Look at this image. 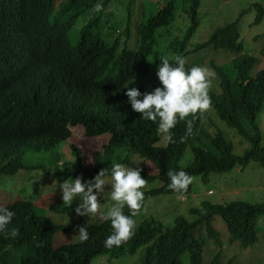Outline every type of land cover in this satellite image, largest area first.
<instances>
[{"label": "trees", "instance_id": "trees-1", "mask_svg": "<svg viewBox=\"0 0 264 264\" xmlns=\"http://www.w3.org/2000/svg\"><path fill=\"white\" fill-rule=\"evenodd\" d=\"M110 1L0 0V114L24 107L17 109L8 123L11 132L0 119V174L14 175L18 170L39 168L57 180L79 176L83 182H91L101 168L110 170L113 162L129 163L131 155H136L148 161L155 171L149 173L141 168V178L160 182L158 187L141 190L142 208L150 196L186 195L191 191V184L183 192L169 189L166 175L169 170H183L204 180L211 172H226L235 166H245L251 160L264 168V147L258 146L260 132L255 123L256 112L264 102V66L250 75L257 59L241 52L236 21L218 27L195 47L211 45L235 54L230 67L211 64L218 87L210 85L209 108L178 119L175 127L169 130L171 140L158 145L162 133L157 131V121L143 119L131 109L124 95L125 84L146 68L145 61L153 47L161 42L158 28L169 23L179 5L177 0H168L155 12L148 11L150 14L138 24L139 39L135 48L128 49L124 44L118 47L117 34L111 38L105 35L114 30L102 16L103 8ZM132 2L128 0L126 24L131 16ZM199 2L181 0V11L187 14L189 26L181 40L172 38L164 50L180 55L188 52L184 47L198 23ZM97 3L102 5L100 11L94 10ZM254 7V23H259L264 20V5L255 3ZM80 15H85L86 22L74 28ZM70 31L76 37L74 44L68 37ZM167 37L166 32L164 39ZM260 53L264 56V47ZM190 67L185 65L186 70ZM11 72L10 82L1 81ZM156 86L158 81L153 77L148 88H136L143 93ZM214 117L234 128L251 147L242 155H236L231 142L220 132L208 133L206 124ZM186 121H191L190 132H186ZM78 124L88 136L107 135V144L94 151L93 166L88 169L81 166V151L69 144L68 151L76 166L65 161L61 167L58 165L60 147L71 134L68 126ZM27 125L41 132L33 136ZM186 148L191 151V161L183 166L179 160ZM25 174L21 171L17 176ZM202 206L189 209L196 215L192 220L176 216L171 227L154 218L143 219L135 223L129 239L119 246L105 247L104 240L112 232L108 220L85 227L88 236L81 241L78 228L83 226L75 219V207L66 206L62 200L50 204L49 210L71 215L67 224L56 223L37 212L29 199L9 198L5 204H0L14 213L0 231V264H92L98 256L106 254L114 258L122 253L134 254L141 246V264H182L181 256L185 253L189 264H202L205 239L201 227L213 243L218 242V231L211 223L214 215L226 223L230 243L237 241L241 248H246L257 239L256 220L264 216V202L233 200L212 204L204 201ZM139 210L125 205L122 213L130 216L135 211L136 215ZM135 215H131L133 220ZM72 228L77 240L53 243L56 233H68ZM13 231L15 235L11 234ZM209 264H221L218 253Z\"/></svg>", "mask_w": 264, "mask_h": 264}, {"label": "rangeland", "instance_id": "rangeland-1", "mask_svg": "<svg viewBox=\"0 0 264 264\" xmlns=\"http://www.w3.org/2000/svg\"><path fill=\"white\" fill-rule=\"evenodd\" d=\"M166 1L168 0H133L131 16L127 24L126 10L128 8V0L110 1L103 8L102 16L108 23L112 24L111 27L114 30L105 35L107 38H111L117 34L119 48L124 44L126 48L134 49L139 39L136 31L140 20L150 14L147 13L148 11L155 12ZM177 3L179 9H174L173 18L166 26L159 27L157 30V36L161 42H158L159 45L153 47L151 54L145 61L146 68L125 84L127 88L149 85L151 79L156 77L155 71L161 57L169 59L171 63L174 62L173 58L176 55H180L174 54L170 50H164L172 38L177 37L181 40L185 29L189 26L187 14L181 11V0H177ZM255 3L264 5V0H200L197 8L198 23L184 47V51L188 52H181L180 55L185 58V65L202 66L211 69L213 72L211 64L225 68L230 67L231 60L235 57V54L227 51V49H215L211 45H205L198 49H195V47L197 44L206 41L216 28L236 21L238 41L242 44L241 52L250 54L257 59L250 71V75H254L260 70L264 66V56L260 53V50L264 47V20L254 23ZM85 18V15H80L74 23V28H79L84 24ZM166 32L169 37L164 39ZM68 37L70 42L74 44L76 37L72 31L68 33ZM174 43L176 44V42ZM227 71L230 73L228 68ZM230 77L233 78L231 74ZM209 79L210 85H214L217 88V83L215 84L216 80H218L216 73L214 78ZM210 89H212L211 86H209L208 90ZM255 123L260 132L258 146L264 147V102L256 112ZM206 128L208 133L220 132L226 140L231 142L233 153L236 155H242L245 149L251 147L250 143L241 137L234 128L227 126L216 117L206 124ZM72 131V136L66 138L65 144L63 142L60 147L61 156L58 165L63 167L62 165L65 161H68L73 167L76 166L74 157L68 151L70 148L69 144H73L81 151V166H85L86 169L91 168L93 166L91 164H93L94 151L99 150L103 144H106L108 136L105 135L99 138L86 136L82 126H76ZM164 137L165 134H161L158 145L166 143ZM120 154H123V152ZM111 155L113 156V153ZM33 157L34 155L31 159ZM179 161L183 166L190 163L191 151L189 148L184 150V154ZM122 165L133 169L137 167L140 169L144 168L149 173L155 172L148 161L136 155H131L129 163L126 162ZM21 171L26 173L25 176L17 177ZM191 177V191L186 195L160 194L148 197L144 206L136 213L135 223L137 224L146 218H154L164 226L171 227L174 224V218L178 215H182L188 220L194 219L196 215L190 213L189 209L192 207L203 208L202 202L204 201L212 204H223L233 200H242L250 203L264 202V168L255 161L251 160L245 166H235L226 172H211L204 180L199 175H192ZM62 181L50 178L39 168L29 171L18 170L14 175L0 174V202H5L9 198L13 199V197L27 198L36 206L37 212L46 215L56 223L67 224L71 218L70 214L49 210L50 204L61 200L59 184ZM81 183L84 182L81 180ZM159 184L158 180H145V184L140 190L155 188ZM3 188H5L6 192H1ZM101 188L103 191L97 193V213L91 218L88 217V214L83 216L76 215L75 217L83 227L104 220L103 214L113 203L108 199L107 195L109 185L106 183ZM93 192L95 193L96 189H93ZM5 194L9 195L8 198H5ZM79 203V199L74 198L68 207L76 208ZM211 223L218 231V242L213 243V239L209 238L204 227H201L202 237L205 239L202 264H209L215 253L219 254L221 264H264V216H260L256 220L257 239L246 248H241L237 241L232 243L228 241V229L220 216H212ZM77 238L78 236L72 228L68 233L62 232L59 235L56 233L55 237H53V243L57 242V245L63 241L77 240ZM20 250L24 252V248ZM142 257L143 246L137 249L134 254L122 253L114 258H109L106 254L98 256L92 260V264H141ZM181 263L189 264L187 253L181 256Z\"/></svg>", "mask_w": 264, "mask_h": 264}, {"label": "clouds", "instance_id": "clouds-1", "mask_svg": "<svg viewBox=\"0 0 264 264\" xmlns=\"http://www.w3.org/2000/svg\"><path fill=\"white\" fill-rule=\"evenodd\" d=\"M93 7L94 10L100 11L102 5L97 3ZM136 32H138V27ZM173 60L174 62L170 63L167 58L161 57L159 59L155 71L158 86L151 91L142 93L135 87L127 88V86H125L124 91L131 109L139 113L143 119L157 121V131L165 134L164 138L166 140H171L169 130L175 127L178 119L183 120L188 115L195 114L198 111L203 113L209 108L210 98L207 94L210 86L209 78L215 76L211 69L202 66H192L186 70L185 58L180 55H176ZM11 76H13L12 72L2 78L1 81L8 83L11 81ZM148 86L143 87L146 89ZM17 109L23 110L24 107L18 106L10 113L0 114V119L8 131H10L8 123ZM76 126L82 125L68 126L71 131L70 136L73 134L72 129ZM82 128L84 130L83 126ZM28 129L33 136L41 132L34 126H28ZM190 131L191 121H186V132ZM84 133L86 135L85 130ZM94 137L97 138V136ZM140 171L139 167L133 169L113 162L110 170L101 168L92 177L91 182L81 183L79 176L75 179L63 180L59 184L61 200L68 206L74 198H78L80 203L74 209L75 213L80 216L88 214V217L91 218L97 213L98 209L97 193H101L103 191L101 186L107 183L109 185L108 199L113 203L103 214V218L109 221L112 232L105 238L104 246H119L123 241L129 239L135 227V221L131 218V215H135V211L130 216H125L122 213V208L125 205L131 210L141 208L143 193L140 189L143 188L145 179L141 178ZM166 175L169 178L167 187L174 192H183L192 181V177L183 170L176 172L169 170ZM93 189H96L95 193ZM1 190V192H6L5 188ZM8 196V194H5V198H8ZM5 202H0V204H5ZM13 215L14 213L9 209L0 207V231L10 222ZM11 234L15 235V232L13 231ZM78 234L81 241L88 236L85 227H79Z\"/></svg>", "mask_w": 264, "mask_h": 264}]
</instances>
